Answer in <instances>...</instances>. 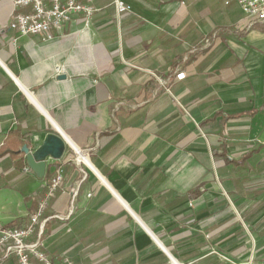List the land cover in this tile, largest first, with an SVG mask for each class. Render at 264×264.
I'll return each instance as SVG.
<instances>
[{
	"label": "crops",
	"instance_id": "obj_1",
	"mask_svg": "<svg viewBox=\"0 0 264 264\" xmlns=\"http://www.w3.org/2000/svg\"><path fill=\"white\" fill-rule=\"evenodd\" d=\"M124 1L44 41L0 0V227L45 203L29 242L53 262L264 259V24L235 0ZM50 133L66 150L40 178L23 147Z\"/></svg>",
	"mask_w": 264,
	"mask_h": 264
},
{
	"label": "built area",
	"instance_id": "obj_2",
	"mask_svg": "<svg viewBox=\"0 0 264 264\" xmlns=\"http://www.w3.org/2000/svg\"><path fill=\"white\" fill-rule=\"evenodd\" d=\"M17 7H32L29 13H16L9 27L17 29L21 35H42L44 41H50L57 35L55 30L63 28L72 19L80 14L85 16L87 22L93 19L95 7L94 0H13ZM242 8L249 24L247 28H253L256 24H264V0H235ZM118 14L131 10V6L124 0H115ZM59 70V67H57ZM179 78H184L185 73H179ZM80 156V152H77ZM86 161L85 158H83ZM62 181V173L54 180L50 187L52 195ZM42 204L40 211L31 216V222L24 228L16 226L0 227V250H3L2 258L7 259L16 255L20 264H34L36 258L43 264H77L69 258L64 262H53L38 249L36 242H29L35 234L37 224L45 207ZM232 264H264V259H259L251 253L245 259L230 260ZM180 264V263H179Z\"/></svg>",
	"mask_w": 264,
	"mask_h": 264
},
{
	"label": "water",
	"instance_id": "obj_3",
	"mask_svg": "<svg viewBox=\"0 0 264 264\" xmlns=\"http://www.w3.org/2000/svg\"><path fill=\"white\" fill-rule=\"evenodd\" d=\"M64 78H66V75L59 76V79ZM65 150L66 142L57 133L48 134L43 145L35 151H31L28 146L23 147V151L27 155L28 165L40 178H44L45 176L48 157L59 159L64 155Z\"/></svg>",
	"mask_w": 264,
	"mask_h": 264
},
{
	"label": "rangeland",
	"instance_id": "obj_4",
	"mask_svg": "<svg viewBox=\"0 0 264 264\" xmlns=\"http://www.w3.org/2000/svg\"><path fill=\"white\" fill-rule=\"evenodd\" d=\"M12 226H17V224H13Z\"/></svg>",
	"mask_w": 264,
	"mask_h": 264
},
{
	"label": "bare ground",
	"instance_id": "obj_5",
	"mask_svg": "<svg viewBox=\"0 0 264 264\" xmlns=\"http://www.w3.org/2000/svg\"><path fill=\"white\" fill-rule=\"evenodd\" d=\"M82 158H84V157L82 156Z\"/></svg>",
	"mask_w": 264,
	"mask_h": 264
}]
</instances>
